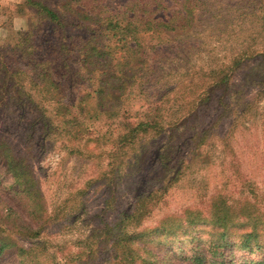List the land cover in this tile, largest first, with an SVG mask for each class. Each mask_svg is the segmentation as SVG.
Returning <instances> with one entry per match:
<instances>
[{"label":"trees","instance_id":"trees-1","mask_svg":"<svg viewBox=\"0 0 264 264\" xmlns=\"http://www.w3.org/2000/svg\"><path fill=\"white\" fill-rule=\"evenodd\" d=\"M23 6L36 11L43 29L37 35L36 30L29 33L31 40L11 45L13 64L8 68L0 60V68L17 107L28 110L33 126L39 125L43 135L59 142L60 148L75 152L89 141L111 147L109 169L103 172L111 193L106 210L114 208L116 182L137 149L147 150L141 147L162 136L172 139L187 120L182 113L187 95L204 88L199 98L209 100L215 89L224 90L218 101L221 115L226 116L229 105L224 99L234 72L248 61L264 60V0H127L118 8L105 0H25ZM48 31L51 37L44 35ZM217 43L229 46L223 59L217 51L218 65ZM200 62L215 67L204 70ZM187 75H198L205 82L172 80ZM22 157L11 149H0V160L13 176L14 187L30 201L27 211L46 222L39 182ZM167 158L166 153L160 156L163 162ZM160 190L139 199L132 212L108 225L102 231L107 239L88 242V237L86 249L75 255L76 264H94L104 250L110 252L109 264H238L230 257L233 250L248 256L242 264H264V200L237 207L238 202L219 196L210 213L212 225L219 228L218 238L208 244L190 233L204 223L202 211L185 210L181 215L185 225L178 226L184 246L179 248L174 223L180 217L165 218L154 229L142 226L159 205ZM232 229L241 230L236 240L228 238ZM42 230L40 226L17 232L42 239ZM6 233L0 227V257L15 251L22 264H60L55 259L46 263L39 256L38 250H49L42 242L25 250ZM191 242L196 244L191 255L185 256L182 252ZM171 251L180 258L160 260L161 254L167 257ZM71 260L75 261L73 256Z\"/></svg>","mask_w":264,"mask_h":264},{"label":"rangeland","instance_id":"rangeland-1","mask_svg":"<svg viewBox=\"0 0 264 264\" xmlns=\"http://www.w3.org/2000/svg\"><path fill=\"white\" fill-rule=\"evenodd\" d=\"M105 1L118 8L127 0ZM24 2L0 0V53H3L0 60L6 62L8 68L15 59L10 46L22 40H31L29 33L36 30L34 34L37 35L43 29L36 11L25 8ZM49 33L41 34L51 37ZM35 37L33 40L39 39V35ZM228 49L229 46L215 44L217 65V51L221 52L220 58L223 59ZM203 64L204 70L209 66L215 67L213 63L200 62V66ZM4 74L1 67L0 149H11L30 164L39 182L43 196L41 201L46 210L44 216L48 221L40 222L31 217L27 211L30 201L14 187L13 176L6 171L5 162L0 160V227L9 231L7 238L25 250L39 242L48 246V252L43 250L44 247L38 250L46 263L55 259L60 264H76L78 259L75 255L86 249L84 246L88 237V242L107 239L106 234L102 237V231L107 230L108 225H114L122 214L132 212L139 199L159 189L161 192L156 196L161 201L149 218L142 222V226L154 229L165 218L180 217L174 223L179 248L184 246V235L178 226L185 225V216H181L185 210L202 211L204 223L194 226L196 230H190V233L194 238L198 237L202 244H208L218 238V227L212 225L214 219L210 213L219 196L235 204L238 202L237 207L247 201L255 204L257 199L264 200L262 59L248 61L234 72L227 84L229 91L224 99L227 107L229 105L226 116L221 115L223 108L218 101L224 90L215 89L209 95V100L204 96L199 98L204 88H196L194 94L187 95L182 112L187 120L178 127L172 139L162 136L157 138L156 143L141 147L147 150L137 149L124 165V174L116 182V203L109 210H106V202L111 193L103 172L109 169L111 147L89 141L78 146L75 152L60 148L59 142L43 135L39 125L33 126L35 120L28 110L17 107ZM197 76L187 75L183 79L173 77L172 80H185L187 84L193 81L199 85L201 81L205 82ZM164 153L168 155V160H164L166 163L160 159ZM40 226L43 227L42 239L22 237L17 232L18 229L38 230ZM240 234V229H232L228 232V238L236 240ZM195 244L188 243L190 247L184 248L182 253L191 255ZM174 251L168 252L167 257L161 254L160 260L174 261L180 258ZM256 255L251 259H256ZM72 256L75 261L71 260ZM230 257L242 264L248 256L233 250ZM108 259L110 252L100 251L94 264H109ZM0 264H22V260L15 251H8L0 257Z\"/></svg>","mask_w":264,"mask_h":264}]
</instances>
